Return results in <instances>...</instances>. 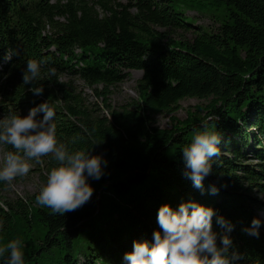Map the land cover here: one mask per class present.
<instances>
[{
  "label": "trees",
  "instance_id": "obj_1",
  "mask_svg": "<svg viewBox=\"0 0 264 264\" xmlns=\"http://www.w3.org/2000/svg\"><path fill=\"white\" fill-rule=\"evenodd\" d=\"M212 1L227 15L202 25L174 0H0V61L17 53L0 71V118L46 101L58 142L107 161L99 180L88 178L90 200L63 215L39 205V191L0 195V247L19 240L24 264H127L133 241L151 242L160 230L162 204L177 210L193 200L234 226L226 233L213 217L217 245L227 234L230 252L241 257L236 264H264V0ZM29 59L41 63L33 85L22 80ZM129 70L141 71L137 97L113 106L111 88ZM72 78L101 103L88 101ZM31 87H43V95ZM185 98L207 103L169 128L156 125L158 114H173ZM209 116L217 117L209 125L221 137L220 155L200 190L185 175L181 150ZM42 160L44 184L56 161ZM253 218L258 236L245 231Z\"/></svg>",
  "mask_w": 264,
  "mask_h": 264
},
{
  "label": "clouds",
  "instance_id": "obj_2",
  "mask_svg": "<svg viewBox=\"0 0 264 264\" xmlns=\"http://www.w3.org/2000/svg\"><path fill=\"white\" fill-rule=\"evenodd\" d=\"M15 55L14 50H9L4 60H11ZM49 75H55V70L50 69ZM40 76L41 63L29 59L22 74L23 83L33 85ZM29 90L36 96L44 92L43 87H31ZM38 113H43L41 119L37 118ZM55 116L54 108L45 101L29 109L27 115L11 113L0 118V144L14 149L3 156L0 182L11 185L15 178L27 176L31 168L29 161L39 162L42 157L51 155L56 166L48 172L46 183L35 199L39 205L63 215L79 209L90 200L94 190L88 178L99 180L107 161L100 155L91 154V150H70L68 145L58 142L53 122ZM216 119V116H209L203 121L202 130H195L191 141L181 150L185 175L200 190H203L205 177L212 173V159L220 155L221 137L210 130L209 125ZM211 192L216 194L217 189L212 187ZM213 217L226 233L233 230L234 226L223 216L193 200L182 202L177 210L162 204L156 217L160 230H153L151 242L134 240L132 250L126 252L123 259L127 264H236L241 257L230 252L232 241L227 234L220 237V245H217V233L212 228ZM260 223L253 218L251 227L245 231L258 236ZM5 253L7 264H24L19 240L0 247V256Z\"/></svg>",
  "mask_w": 264,
  "mask_h": 264
},
{
  "label": "rangeland",
  "instance_id": "obj_3",
  "mask_svg": "<svg viewBox=\"0 0 264 264\" xmlns=\"http://www.w3.org/2000/svg\"><path fill=\"white\" fill-rule=\"evenodd\" d=\"M173 5L176 10L184 12L185 16L195 24L213 25L214 22L221 21L227 15L226 7L212 0H174ZM140 75L141 71L139 70H129L125 80L111 88L112 93L109 100L113 106L127 104L137 97L135 84ZM62 78L67 79V76H62ZM72 80L78 89L82 90L83 95L88 101L101 103V98L96 97L91 88L86 87L80 79L72 78ZM206 103L207 100L197 98L182 99L179 102L178 110L173 114H158L156 116V125L160 128H169L176 118L182 120L188 115V111L192 112L197 105H204ZM5 153L4 147L0 144V164L3 162ZM29 163L31 164V168L27 176L17 177L11 185L5 183L4 187L0 189L2 198L9 200L17 197L27 198L39 191L43 185L39 178V172L45 173L44 162L41 158L39 162L31 160Z\"/></svg>",
  "mask_w": 264,
  "mask_h": 264
}]
</instances>
